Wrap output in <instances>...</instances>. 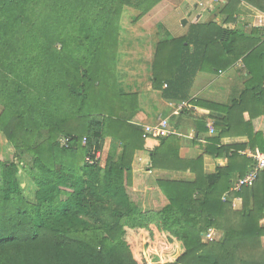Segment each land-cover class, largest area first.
Masks as SVG:
<instances>
[{
	"label": "trees",
	"instance_id": "obj_1",
	"mask_svg": "<svg viewBox=\"0 0 264 264\" xmlns=\"http://www.w3.org/2000/svg\"><path fill=\"white\" fill-rule=\"evenodd\" d=\"M160 1L0 0V264H264V170L232 191L255 161L240 152L247 144L221 143L247 136L264 151L254 126L264 116V27H225L237 23L242 2L264 12V0H226L221 22L194 19L183 37L158 24L153 56L141 59L152 89L188 102L179 116L195 121L197 135L215 120L219 135L196 141L204 154L228 158L211 174L203 157H180L177 133L144 137L133 122L142 107L129 86L127 68L139 60L129 28ZM239 59L250 78L238 99L191 98L200 71L219 74ZM7 144L13 157L2 159ZM140 151L148 170L164 164L194 179H157L160 197L144 209L134 190ZM22 176L33 184L27 195ZM210 230L223 238L210 241Z\"/></svg>",
	"mask_w": 264,
	"mask_h": 264
},
{
	"label": "crops",
	"instance_id": "obj_2",
	"mask_svg": "<svg viewBox=\"0 0 264 264\" xmlns=\"http://www.w3.org/2000/svg\"><path fill=\"white\" fill-rule=\"evenodd\" d=\"M179 1L180 2L173 3L168 0H161L150 13L129 28V31L131 32V35H129L131 36L130 40L134 42L132 58L136 57L139 59L138 62L136 60L134 61V68H127L130 76L129 86L132 90L139 93L142 107V110L135 114L133 122L145 126L155 123L160 118L168 119L170 127L177 132L179 137H181L180 157L186 160L203 157L205 172L211 174L216 173L219 167L226 166L228 164V158H214L204 154V149L200 147L196 141L204 143L206 137L210 136L209 129L207 133L205 132L197 135L198 132L196 131L194 120L188 117L181 118L179 116L182 104L185 103L184 105H186L188 102L177 104L172 100L164 99L160 91L152 89L151 81L148 79L150 66L147 65L146 62H141L142 58L148 61L151 60L153 56L155 43L160 38L157 32L158 24H163L171 36L183 37L188 34L189 26L194 19L201 18L202 21L214 19L211 15L210 19L208 17L206 18V15L211 11L209 9L211 6L207 7V9L202 8L201 6H204L202 0ZM198 2L201 6H198ZM220 3H222L221 0H213V2L211 0L210 4L213 6V12L219 9L221 6ZM202 9H206L207 11L209 9V11H202ZM162 13L165 14L161 15ZM214 15L218 22L223 20V16H221L219 12L214 13ZM153 17L158 18L152 22L151 19ZM184 19L187 20L186 24H188V26L182 23ZM148 25L149 27H147ZM237 26H241L244 29H249L251 27H264V12H261L259 9L246 2H242L240 4L237 23L225 25V27L231 29ZM249 78V70L242 59L237 60L232 67L219 74L200 71L191 88V98L205 99L215 103L230 105L234 100L240 97ZM195 109L202 113H210V110L208 109ZM245 116L246 118H249L248 113H246ZM189 121L193 122L190 126H187L186 123ZM174 123H177L178 127H176ZM208 123H213V120H210ZM254 126L256 130L264 132V116L254 119ZM217 134L219 135V131H216L214 137H217ZM196 135L197 137L201 135V137L196 139ZM221 143L238 145L247 144L246 148L240 151L241 154L244 155H246L248 151L264 152L258 147H249V139L247 136L222 137ZM134 165V178L136 180L134 190L137 191V195L139 196V200L144 209L149 207V204L152 203L153 199L155 200L156 197H160V192H158L155 187L157 179H194V174L192 172L169 171L165 169L166 166L164 164H161L162 166L159 169H154L152 171L148 170V167L151 165V158L149 154L144 151H140L136 154ZM260 174L263 176L262 173ZM236 181L237 179L234 180L233 185ZM234 208L236 210H242L243 199L236 198L234 200ZM262 215L264 216V213Z\"/></svg>",
	"mask_w": 264,
	"mask_h": 264
},
{
	"label": "built area",
	"instance_id": "obj_3",
	"mask_svg": "<svg viewBox=\"0 0 264 264\" xmlns=\"http://www.w3.org/2000/svg\"><path fill=\"white\" fill-rule=\"evenodd\" d=\"M221 1H222V3L226 2L225 0H221ZM184 104H182V106ZM144 128H145L144 137H146L148 135L162 137V136H168V135L177 133L175 130H173L170 127V123H169L168 119H166V118H163L156 123L145 125ZM208 128H209V133L211 135L216 133L213 123H208ZM246 155L249 156L250 158L254 159L255 165L243 177H241L237 180V182L231 188L232 191H240L242 189V187L253 186L255 184V182L257 181L260 173L264 169V152L248 151L246 153ZM100 157H101V153L98 152L97 158H100ZM87 160L91 163L94 162V160L91 157H87ZM214 231L215 230H211L212 233H214ZM211 232L209 233V236L212 237Z\"/></svg>",
	"mask_w": 264,
	"mask_h": 264
},
{
	"label": "rangeland",
	"instance_id": "obj_4",
	"mask_svg": "<svg viewBox=\"0 0 264 264\" xmlns=\"http://www.w3.org/2000/svg\"><path fill=\"white\" fill-rule=\"evenodd\" d=\"M168 1H170V2H180L179 0H168ZM188 1H190V0H188ZM205 1V0H204ZM203 0H202V2H203V4H204V6H201L200 5V3L198 2V6H201L202 8H206L207 9V7H210L211 6V8H209L211 11H210V13L208 14V15H206V18L208 17L209 19H210V17L212 16V17H214V19H216V16L214 15V13H218V10H216L215 12H213V6L210 4V2H211V0H206L205 2H204ZM212 2H213V0H212ZM160 3V2H159ZM156 6V5H155ZM154 6V7H155ZM153 7V8H154ZM152 8V9H153ZM151 9V10H152ZM206 9H202V11H207ZM209 9H208V11H209ZM151 10L149 11V12H147L146 14H144L143 15V17L144 16H146L148 13H150L151 12ZM207 11V12H208ZM166 13V12H165ZM165 13H162L161 15H163V14H165ZM211 15V16H210ZM142 17V18H143ZM158 17H153L152 19H151V21L152 22H154L155 21V19H157ZM150 22V21H149ZM151 23V22H150ZM186 26H188V24H186ZM147 27H149V25L147 26ZM166 28V27H165ZM1 111H2V106L0 105V113H1ZM193 122V121H192ZM192 122H187L186 123V125L187 126H190L191 124H192ZM195 122V121H194ZM173 123V122H172ZM4 142H5V144H6V141L4 140V138L3 137H0V144L1 145H4ZM6 149H3L1 152L3 153L2 155H1V157H2V159H8V158H12L13 157V153H14V149L13 148H10L9 146H8V144L6 145ZM107 149H108V146L106 147V149H105V151H104V153H102V156H101V164H104V162H105V156H106V154H107ZM22 175H23V173H22ZM22 178H23V184H22V186H26L25 187V193H26V195L27 194H29L30 193V191H31V189H33V184H31L29 181H28V179L25 177V176H22ZM260 224L262 225V226H264V218L261 220V222H260ZM210 232H211V230H210ZM211 234H212V237L211 236H209L208 235V239L210 240V241H218V240H220V239H222L223 238V236H224V234L222 233V232H220V231H217V230H215L214 231V233H212L211 232ZM263 244H264V237H263Z\"/></svg>",
	"mask_w": 264,
	"mask_h": 264
},
{
	"label": "water",
	"instance_id": "obj_5",
	"mask_svg": "<svg viewBox=\"0 0 264 264\" xmlns=\"http://www.w3.org/2000/svg\"><path fill=\"white\" fill-rule=\"evenodd\" d=\"M186 22H187V20H186V19H184L182 23H183V24H186Z\"/></svg>",
	"mask_w": 264,
	"mask_h": 264
}]
</instances>
